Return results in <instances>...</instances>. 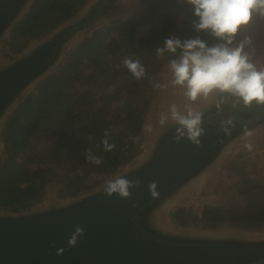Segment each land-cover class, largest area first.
<instances>
[{
    "label": "trees",
    "instance_id": "16d2710c",
    "mask_svg": "<svg viewBox=\"0 0 264 264\" xmlns=\"http://www.w3.org/2000/svg\"><path fill=\"white\" fill-rule=\"evenodd\" d=\"M115 1L92 0L77 14L90 0H0V51L9 59L0 62V72L10 71L7 76L15 85L26 83L0 121L1 210L32 209L50 195L55 203L78 198L131 170L124 167L141 154L148 113L172 81L170 61L180 52L157 50L170 38L199 36L209 46L217 43L194 30L186 0H141V13L111 19ZM56 18L57 24L44 32V25ZM61 22L73 28L65 39L56 33L39 42ZM167 22L170 29L162 27ZM30 29L41 35L20 49L10 45ZM125 58L139 60L142 78L124 67ZM214 94V105L195 111L201 114L203 131L199 144H190L195 156L189 162L198 165L190 175L204 173L232 144L264 126V104L245 105L231 94ZM104 138L115 148L104 151ZM207 143L219 145L205 155ZM86 149L102 157L99 166L86 160ZM231 163L234 175L218 188L222 202L206 203L198 211L177 207L171 218L205 230L248 227L263 232L264 167L239 155Z\"/></svg>",
    "mask_w": 264,
    "mask_h": 264
},
{
    "label": "water",
    "instance_id": "95a60500",
    "mask_svg": "<svg viewBox=\"0 0 264 264\" xmlns=\"http://www.w3.org/2000/svg\"><path fill=\"white\" fill-rule=\"evenodd\" d=\"M8 72H0V121L26 85H15ZM180 127L167 126L148 157L117 176L140 182L128 198L107 196L106 182L59 204L0 211V264H264L262 237L189 234L156 224L167 201L203 173L190 175L198 169L189 162L195 150L170 135ZM76 226L85 234L71 246Z\"/></svg>",
    "mask_w": 264,
    "mask_h": 264
},
{
    "label": "clouds",
    "instance_id": "9594fccd",
    "mask_svg": "<svg viewBox=\"0 0 264 264\" xmlns=\"http://www.w3.org/2000/svg\"><path fill=\"white\" fill-rule=\"evenodd\" d=\"M186 3L192 7L194 30L208 33L217 43L209 46L199 36L183 41L167 39L165 47L157 50L159 53L165 49L172 53L180 50L179 55L170 61L172 84L186 88L185 95L192 101L219 91L231 94L245 105H251L253 101L264 104V63L258 64L254 59L253 31L264 25V0H186ZM123 65L137 80L144 76L145 69L139 60L125 58ZM172 118L181 126L177 130V141L186 133L189 140L199 144L198 137L203 131L199 112L189 110L185 116L173 105ZM144 131L151 133L152 126L145 125ZM225 132L228 134L227 129ZM101 143L104 151L115 148L107 138ZM245 147L250 149L251 145ZM85 158L97 166L102 163V157L94 156L90 149L85 150ZM139 183L138 180L116 177L107 181L104 193L109 197L117 194L125 199L130 197V189L138 187ZM155 187V182L149 185L150 194L156 195ZM84 234V229L76 226L69 244L74 246Z\"/></svg>",
    "mask_w": 264,
    "mask_h": 264
},
{
    "label": "rangeland",
    "instance_id": "374dc122",
    "mask_svg": "<svg viewBox=\"0 0 264 264\" xmlns=\"http://www.w3.org/2000/svg\"><path fill=\"white\" fill-rule=\"evenodd\" d=\"M81 10H77V14L83 13L88 8L89 4ZM112 18L129 17L136 13H141L143 8L141 6V0H116L115 8L112 10ZM76 16V15H75ZM67 18H73L72 15L66 16ZM59 18L49 21L47 25H44V32L52 28L57 24ZM62 24L64 22H61ZM165 29H170L171 25L167 24L162 26ZM254 31V44L256 47V52L254 55L255 61L260 64L264 63V25L260 27H255ZM39 31L30 29L26 35L20 36L17 43L10 42V45L14 44L16 49H20L22 46L29 44L32 39H37L40 35L36 36ZM172 33V31H171ZM7 58V57H5ZM1 59H4L1 56ZM186 88L173 85L172 81L168 84L166 88H163L159 94L158 99L152 105L149 113L146 125L150 124L152 126V132L146 133V141L141 146V154L134 161V164L140 163L145 157L150 153L155 142L157 141L159 135L171 123L177 122L172 118V107L175 105L178 112L182 115L187 116L189 110L195 112L197 109L206 105H211L215 99V91L208 94L207 96H199L195 101L190 100L185 95ZM163 120V123H161ZM245 145H251V148L245 147ZM2 150V141L0 139V151ZM239 155L240 158L251 157L254 161V167L261 165L264 167V126L260 127L258 130L247 135L242 139L238 140L236 143L232 144L225 155L218 161L214 166L209 167L204 173L200 175L199 178L191 181L187 186H185L181 191L175 195L173 198L167 201L165 208L162 213L155 217L156 224L160 226H165L168 229L184 232L189 234H202V235H240L244 237H262L264 238V231L259 232L252 230L248 227H237V228H227L220 230H205L196 225H188L187 223L175 222L171 218V212L177 207H187L194 208L198 211L202 205L206 203H220L222 202V195L219 192L221 185H225L232 175L235 173L234 166L231 160ZM133 163L127 164L124 169H128ZM105 184V183H104ZM54 200V196L50 195L43 203L39 204L34 208H44L51 204H59L66 200L57 201ZM0 211H3L0 209Z\"/></svg>",
    "mask_w": 264,
    "mask_h": 264
},
{
    "label": "crops",
    "instance_id": "0c3cea01",
    "mask_svg": "<svg viewBox=\"0 0 264 264\" xmlns=\"http://www.w3.org/2000/svg\"><path fill=\"white\" fill-rule=\"evenodd\" d=\"M80 14H82V13H80ZM76 16H78V15H76ZM73 17V16H72ZM72 19V18H71ZM67 23L66 24H63L61 27H59L58 29H56L57 31L58 30H63L64 29V31H62V32H60V33H58L56 30H52L49 34H46L47 36H45L44 38H43V40L42 41H39L40 43H42L45 39H49V38H52V37H50V35L51 36H54L56 33H57V37L58 38H60V39H65V37L67 36V35H69V33L73 30V28H70V29H67ZM65 27H66V29H65ZM82 38V37H81ZM81 38H78V39H81ZM65 42V41H64ZM64 42H63V44H64ZM70 43V42H69ZM33 43H31L30 45H29V47L32 45ZM0 46H1V44H0ZM34 48V47H33ZM32 49V48H31ZM3 51L1 50L0 51V62L1 61H3V60H7V61H9V59L8 58H5L4 56H3ZM1 56L4 58V59H1Z\"/></svg>",
    "mask_w": 264,
    "mask_h": 264
},
{
    "label": "flooded vegetation",
    "instance_id": "af4514ba",
    "mask_svg": "<svg viewBox=\"0 0 264 264\" xmlns=\"http://www.w3.org/2000/svg\"><path fill=\"white\" fill-rule=\"evenodd\" d=\"M3 62H8L7 60H3ZM216 99V98H215ZM239 121H243V119L242 118H240V120ZM172 124V123H171ZM167 126H170V125H167ZM163 131H166V128L163 130ZM161 134V133H160ZM171 136H177V135H175V134H170ZM158 140V139H157ZM180 140H185V145L187 146V145H189V144H191V140H189L187 137H182ZM223 142H224V140H223ZM157 144V141L155 142V144H154V146ZM167 145H169L168 143H166ZM208 144V146L207 145H205V144H203V149H205V154H208L209 153V150H210V148L209 147H212V148H215L217 145H219V144H217V143H207ZM153 146V147H154ZM169 147H171L170 145H169ZM172 148V147H171ZM223 148V147H222ZM152 150V149H151ZM149 155V154H148ZM148 155H147V157H148ZM147 157H145L144 159H143V161L147 158ZM143 161H141L140 163H138V164H136L135 166H131V167H129L128 169H131L132 170V168H134V167H137L138 165H140Z\"/></svg>",
    "mask_w": 264,
    "mask_h": 264
}]
</instances>
